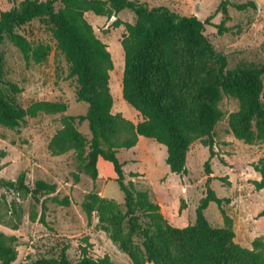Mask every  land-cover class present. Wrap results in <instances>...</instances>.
I'll use <instances>...</instances> for the list:
<instances>
[{"label": "trees", "instance_id": "16d2710c", "mask_svg": "<svg viewBox=\"0 0 264 264\" xmlns=\"http://www.w3.org/2000/svg\"><path fill=\"white\" fill-rule=\"evenodd\" d=\"M232 7L245 10L248 4ZM125 9L132 11L136 19L124 23L122 97L140 114L137 124L112 113L111 55L84 17L92 12L111 18ZM219 11L228 19L224 4ZM211 19L203 22L196 16H181L166 7H149L136 0H22L10 10L0 11V127L19 129L28 118L54 116L67 109L61 101H34L23 107L17 100L22 89L5 75L1 50L4 41H9L26 60L39 64L47 57L48 46L31 44L18 33L20 27L42 20L50 27L56 48L69 66V76L75 79L77 101L88 105L85 115L61 119L62 127L51 139L49 150L57 155L73 152L78 172L93 181L98 178L99 158L112 165L115 181L124 194L125 212L114 201L94 192L85 196L82 208L88 217L97 213L100 226L132 264H264L260 241L255 240L252 249L235 243L230 218L224 217L225 226L221 228L211 227L206 220L204 211L210 202L221 209L228 199L218 198L208 189L196 208L195 223L173 227L148 192L137 190L133 182L125 183L124 164L117 158L118 150L134 148L139 137L153 139L165 147V164L170 172L180 178L186 176V157L194 141H202L212 154L214 129L222 119L219 102L224 95L238 102L237 111L228 119L232 134L247 144L264 142V64L241 62L228 69L226 57L215 52L204 34ZM114 24L122 22L116 20ZM217 28L221 34L223 22ZM82 122L88 124L89 139L78 130ZM253 168L261 176L255 182L256 188L264 189V157ZM205 169L210 175L208 162ZM74 179L78 181L77 174ZM0 189L39 203L42 196L56 191V185L38 180L31 186L20 174L15 180L0 179ZM51 200L61 206L70 204L67 197ZM12 241L0 232V264L16 260ZM29 264L112 262L107 256L93 258L83 252L72 263L61 250L56 256Z\"/></svg>", "mask_w": 264, "mask_h": 264}, {"label": "rangeland", "instance_id": "374dc122", "mask_svg": "<svg viewBox=\"0 0 264 264\" xmlns=\"http://www.w3.org/2000/svg\"><path fill=\"white\" fill-rule=\"evenodd\" d=\"M21 1L0 0V11H8ZM136 1L149 7H166L181 16H196L203 22L211 16L204 34L215 52L226 57L228 69L241 62L264 64V0ZM221 4L226 8L228 19L219 11ZM241 4L248 7L245 10L232 7ZM84 17L111 55L112 113L137 124L141 121L140 114L122 97L124 52L121 47L126 34L124 23H134L135 15L125 9L111 18L92 12H86ZM116 20L122 24L116 26ZM222 22L224 31L219 34L217 26ZM18 33L31 44L50 48L44 61L37 64L26 60L9 41L1 45L5 75L22 89L17 96L19 104L26 107L34 101H61L67 109L54 116L28 118L19 129L0 127V179L15 180L24 174L31 186L38 180L56 185V191L42 196L39 203L29 196L0 189V232L13 238L12 245L17 251L13 264H29L39 258L56 256L61 250H65L72 263L85 252L93 258L107 256L112 264H132L100 226L97 213L88 217L82 208L85 196L94 192L114 201L125 212L124 194L115 181L116 176L109 175L110 171L102 166L110 167L115 175L112 165L99 159L98 178L93 181L78 172L73 152L57 155L49 150L51 139L62 127L61 119L85 115L88 109L86 103L76 99L75 79L69 76V66L56 48L50 27L42 20H33L20 27ZM262 98L264 102V90ZM219 109L222 119L214 129L212 154L202 141H194L186 157L187 175L182 178L170 172L165 164V147L153 139L140 137L134 148L118 150L117 158L124 164L125 183L133 182L137 190L148 192L171 226L184 228L194 224L196 208L211 189L218 198L228 202L221 209L216 203H209L204 216L210 226L224 227L227 216L231 219L235 243L252 249L253 242L258 240L264 252V189L256 188L255 182L261 176L253 168L264 157V142L247 144L232 134L228 119L238 109L235 98L224 95ZM78 130L88 139L91 137L87 122L79 124ZM206 162L210 175L206 173ZM76 174L78 181L74 179ZM53 197H67L70 204L58 205L51 200Z\"/></svg>", "mask_w": 264, "mask_h": 264}, {"label": "crops", "instance_id": "0c3cea01", "mask_svg": "<svg viewBox=\"0 0 264 264\" xmlns=\"http://www.w3.org/2000/svg\"><path fill=\"white\" fill-rule=\"evenodd\" d=\"M140 138V137H139ZM139 141V140H138ZM99 159H101V158H99ZM99 159H98V161H99ZM97 165H98V162H97ZM102 166H103V168H105L106 170L108 169L109 171H110V174L109 175H112V176H115L114 174H112L111 173V168L110 167H107V166H105V164H102Z\"/></svg>", "mask_w": 264, "mask_h": 264}]
</instances>
